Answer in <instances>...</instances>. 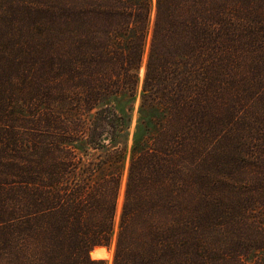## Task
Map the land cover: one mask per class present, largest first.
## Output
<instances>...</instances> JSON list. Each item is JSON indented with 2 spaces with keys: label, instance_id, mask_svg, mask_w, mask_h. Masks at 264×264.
<instances>
[{
  "label": "trees",
  "instance_id": "obj_1",
  "mask_svg": "<svg viewBox=\"0 0 264 264\" xmlns=\"http://www.w3.org/2000/svg\"><path fill=\"white\" fill-rule=\"evenodd\" d=\"M0 264H264V0H0Z\"/></svg>",
  "mask_w": 264,
  "mask_h": 264
},
{
  "label": "rangeland",
  "instance_id": "obj_2",
  "mask_svg": "<svg viewBox=\"0 0 264 264\" xmlns=\"http://www.w3.org/2000/svg\"><path fill=\"white\" fill-rule=\"evenodd\" d=\"M144 60H145V57H144ZM142 69H143V67H142ZM144 70V69H143ZM139 76H140V80H142V77H143V72H142V75H140V73H139ZM136 111V110H135ZM133 112V115H132V128H133V126H134V124H135V120H136V112ZM122 195V190H121V192H120V196ZM120 196H119V198H120ZM121 202H122V200H121ZM121 202L119 203V201H118V206H119V208H120V205H121ZM105 248V247H104ZM106 249V248H105ZM108 251V250H107ZM109 253V252H108ZM106 254V257H105V259L107 260V261H110V253L109 254ZM111 256H112V254H111Z\"/></svg>",
  "mask_w": 264,
  "mask_h": 264
},
{
  "label": "water",
  "instance_id": "obj_3",
  "mask_svg": "<svg viewBox=\"0 0 264 264\" xmlns=\"http://www.w3.org/2000/svg\"><path fill=\"white\" fill-rule=\"evenodd\" d=\"M101 248V246H97V247H93L90 251H89V256H92L93 252L98 249ZM104 248V247H103Z\"/></svg>",
  "mask_w": 264,
  "mask_h": 264
}]
</instances>
